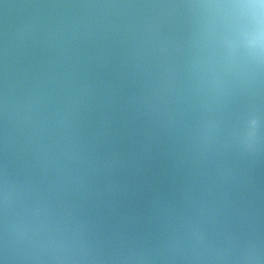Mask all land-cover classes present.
Here are the masks:
<instances>
[{
  "label": "water",
  "instance_id": "obj_1",
  "mask_svg": "<svg viewBox=\"0 0 264 264\" xmlns=\"http://www.w3.org/2000/svg\"><path fill=\"white\" fill-rule=\"evenodd\" d=\"M0 264H264V0H0Z\"/></svg>",
  "mask_w": 264,
  "mask_h": 264
}]
</instances>
